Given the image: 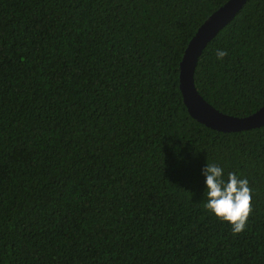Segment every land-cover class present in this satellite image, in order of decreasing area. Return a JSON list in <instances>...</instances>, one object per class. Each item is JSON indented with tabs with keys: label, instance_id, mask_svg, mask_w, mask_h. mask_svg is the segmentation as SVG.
Instances as JSON below:
<instances>
[{
	"label": "trees",
	"instance_id": "obj_1",
	"mask_svg": "<svg viewBox=\"0 0 264 264\" xmlns=\"http://www.w3.org/2000/svg\"><path fill=\"white\" fill-rule=\"evenodd\" d=\"M226 1L0 0V264H264V125L210 128L179 89ZM194 83L227 114L264 105V0L207 42ZM207 162L249 181L237 235L203 207Z\"/></svg>",
	"mask_w": 264,
	"mask_h": 264
},
{
	"label": "water",
	"instance_id": "obj_2",
	"mask_svg": "<svg viewBox=\"0 0 264 264\" xmlns=\"http://www.w3.org/2000/svg\"><path fill=\"white\" fill-rule=\"evenodd\" d=\"M246 0H227L214 10L190 38L179 63V89L188 113L198 122L219 130L239 131L264 125V105L245 116L219 111L198 92L194 70L204 46L227 24Z\"/></svg>",
	"mask_w": 264,
	"mask_h": 264
},
{
	"label": "clouds",
	"instance_id": "obj_3",
	"mask_svg": "<svg viewBox=\"0 0 264 264\" xmlns=\"http://www.w3.org/2000/svg\"><path fill=\"white\" fill-rule=\"evenodd\" d=\"M227 55V50H216L218 60H223ZM202 173L206 177V201L203 207L218 220L229 223L233 235L243 232L253 211L252 189L248 179L229 172L225 180L223 168L209 162Z\"/></svg>",
	"mask_w": 264,
	"mask_h": 264
}]
</instances>
